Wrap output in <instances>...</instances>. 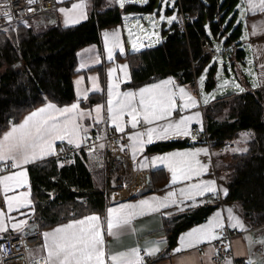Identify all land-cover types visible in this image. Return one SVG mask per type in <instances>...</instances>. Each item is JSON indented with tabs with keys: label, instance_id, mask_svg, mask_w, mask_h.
Returning <instances> with one entry per match:
<instances>
[{
	"label": "trees",
	"instance_id": "1",
	"mask_svg": "<svg viewBox=\"0 0 264 264\" xmlns=\"http://www.w3.org/2000/svg\"><path fill=\"white\" fill-rule=\"evenodd\" d=\"M94 2L89 17L76 25L36 26L29 19L27 25L20 23L9 27L7 32L0 29V135L26 113L48 101L63 106L78 99L74 78L80 72L77 68L79 50L99 42L101 30L122 24L125 15L152 12L157 0L126 3L124 8L116 0L103 6L100 0ZM238 3L239 0H177L178 19L163 28L164 38L160 43L125 56L118 55L128 60L131 69V80L123 87L135 88L172 76L178 83L196 90L197 74L208 66L205 87L210 92L216 84L218 63H211L213 56L203 54L201 37L207 36L212 42L213 37L221 40L223 35L227 36L222 54L223 51L228 53L237 81L248 82L244 71L246 51L239 40L241 23L231 32L227 31L238 11ZM231 10L235 14L225 25L226 15ZM182 12L191 17L187 21V32L179 26ZM225 69L228 72L227 65ZM98 70L104 81L105 67L101 65ZM247 86L250 85L247 83ZM104 100L105 93L94 92L81 102L84 106H93ZM204 116L211 147L222 148L226 142H232L244 144L247 149L229 154L224 165L229 191L223 200L237 201L247 220L254 225L264 224V101L261 92L256 89L218 99L205 108ZM242 133H249L244 143ZM188 144L187 139L158 142L149 145L147 152ZM58 150L60 153L71 151L29 166L35 208L31 223L39 230L93 212L104 215L112 192L95 182L86 163L85 149L60 144ZM215 207L206 203L167 218L164 230L169 247L176 243L183 230L206 219Z\"/></svg>",
	"mask_w": 264,
	"mask_h": 264
},
{
	"label": "snow or ice",
	"instance_id": "2",
	"mask_svg": "<svg viewBox=\"0 0 264 264\" xmlns=\"http://www.w3.org/2000/svg\"><path fill=\"white\" fill-rule=\"evenodd\" d=\"M35 0H27L29 5H32ZM146 0H116L121 8H124L126 3H145ZM244 5L243 7L241 5ZM175 0H162V12L166 6H174ZM240 13V20L245 23V34L242 39H247V21L245 17L248 13H264V0H241V3L236 5ZM35 9L29 7L27 11L32 12ZM59 12L65 16V23H76L80 19L86 18L84 5L81 3H73L70 8L61 7ZM6 20L11 23L13 16L10 12L3 13ZM131 15V14H129ZM156 13H152L149 17L153 27L156 26ZM127 19V17H125ZM175 13L171 16L159 15V20H166L169 24L177 20ZM25 25L27 20L21 21ZM54 22V21H53ZM207 28V25H205ZM3 31L7 32L5 27ZM264 34V21L252 24V34ZM132 33L129 32L131 37ZM158 35V34H156ZM211 36V32L209 31ZM105 45L108 48V58L112 59L114 48H119L121 53L125 49L120 41L118 30H113L111 33H104ZM143 45H141L142 47ZM251 48V45H249ZM133 52L136 49V43L132 44ZM219 51V47L216 49ZM215 59V58H214ZM222 63V61H221ZM251 63V61H249ZM86 65L81 63L80 67ZM123 70V75L127 79H131L128 72V64L120 65ZM109 82L107 85L108 100L107 113L112 124L115 125V130L124 132L125 116L129 118L127 121L132 128H137L141 121L149 125L143 131L129 133V144H122L121 150L125 147H130L133 160L136 159L138 151H143L144 145L155 140H166L171 136H191L193 140L196 135L191 131L190 123L193 116L200 117V112H195L190 116H180L178 119L173 118V111L178 107L176 97L179 96L183 100V104L179 107L181 110L190 107H196L198 101L195 96L191 95L184 87L175 85L173 78L170 76L166 80H161L155 84H148L135 91L129 89L125 92L119 91L120 78L111 79V74L115 69H109ZM207 72V68L204 69ZM84 77H79L76 81L80 84ZM93 88L99 90V85L96 83V77H91ZM204 76L201 75V84ZM224 84L229 81L224 80ZM253 86H256L255 83ZM237 88L240 86L237 84ZM243 91L242 88H240ZM211 94L203 95V102L208 103ZM77 97L74 102L57 106L55 103L48 101L41 107L29 112L24 119L18 124H12L11 128L0 136V162H10L12 168H19L17 172H9L7 175L0 176V188L4 193H8L14 188L22 187L28 184L27 169L22 165H27L38 159H43L50 155L56 154V141H67L68 144L79 148L80 144L87 139V128L80 121L86 116H92V111L81 107L79 97L87 99V90L80 92L77 90ZM138 97V99H137ZM215 99L214 96H211ZM115 100V102H114ZM102 105H95V120L104 119L101 115ZM156 121H164L163 124H155ZM203 125L201 124V130ZM243 138H247L249 133H242ZM146 137V138H145ZM99 138V137H98ZM100 147H104L103 144ZM234 152H246V148L232 149ZM92 152V148H89ZM209 155L208 148L185 149L183 151L166 152L161 155L151 157L153 164L161 163L168 167L171 171L172 183L182 181H193L181 187L178 191L172 189L163 197L152 196L136 202L117 204L115 207L107 208L106 217L103 218L99 213L93 212L90 215H85L80 219H72L68 223L59 224L50 231L43 232V249L46 255L40 258V264H144V256L141 254L139 247L132 248L126 251H115L109 253L105 246V223L107 233L109 235H117L118 231L126 228L130 221L137 215L145 213H161L163 216H171V211H163L170 206H177L175 211H183L184 208L194 207L197 204L208 202L210 197L226 196L229 189L224 186H217L215 179L204 180L200 179L202 175L208 171V165L203 163L198 157L200 153ZM148 160V157L144 158ZM62 165L63 161H58ZM147 164L141 163L140 167H147ZM5 169L7 164L4 165ZM201 199H197V198ZM115 198V197H114ZM4 201L7 204V209L11 212L14 208L26 207L33 205V200L30 198V189L20 192L16 195H5ZM185 201H191V205ZM30 211H35V208H30ZM229 226L233 229L239 228L245 230L247 225L243 222L239 215L233 212V209L228 208ZM23 215V214H22ZM6 221H13L10 225L11 229L22 233L27 225L26 219L14 220L13 217L7 216L2 208H0V234L8 231L9 224ZM224 218L217 212L213 217H210L207 224L199 225L191 229L189 232L182 234L180 237L183 247H192L205 241L218 239L223 232L217 231L224 228ZM30 228H35V225H30ZM4 237L0 235V239ZM250 242L252 237H246ZM258 242L264 244V237H258ZM223 243V241H221ZM165 243L163 237L151 243L145 248L148 255H154L159 252V246ZM4 246L0 244V249ZM179 249H176L178 251ZM223 264H232V259L225 256ZM248 264H253L251 260Z\"/></svg>",
	"mask_w": 264,
	"mask_h": 264
},
{
	"label": "crops",
	"instance_id": "3",
	"mask_svg": "<svg viewBox=\"0 0 264 264\" xmlns=\"http://www.w3.org/2000/svg\"><path fill=\"white\" fill-rule=\"evenodd\" d=\"M94 1L95 0H82L83 5H84V11L86 13V18L80 19L76 23L66 24L64 14L59 12L58 9L61 7L70 8L73 3H81V0H57V7L51 16L33 18L32 22H34L36 26H46V25H52V24L53 25L61 24L64 26L76 25L86 20L89 17V14L95 3ZM112 1L113 0H100V6H103L104 4L105 5L110 4ZM239 3H241V0H239ZM241 6L243 7L244 5L242 4ZM238 13L239 11H237L236 15ZM245 19L247 21V25H248L247 32L249 33V35L247 39L242 40L241 37L246 31L245 23L242 22L241 23L242 32L239 37V40L241 41V44L244 46L245 51H246L244 71L246 72L248 76V82L243 84L237 81V84L240 87L237 91L234 89L235 90L234 92L241 93V92L257 89L261 92L263 101H264V34H260V33H257L255 35L252 34V24L258 23L259 21H264V13H259V12L248 13ZM122 24L103 28L100 32L99 42H95L87 46H84L78 52L77 68L80 72L74 78L76 93L78 89L80 90V92H84L85 90H87V98L89 97L91 93H94V92L105 93V100L103 102H98L99 104L103 106L101 115L104 117V119L102 120H99V121L95 120V105L97 103L94 104L93 106H84L81 102L82 108H87L92 111V116H86L80 121V123L86 126H89L87 128V133L90 130L94 131V133L100 136H107L113 133H120L115 130V125L111 123L109 119V114L107 113V100H108L107 85L109 82V71H108L109 69H113V68L115 69V72L111 74L112 80H116L117 77L120 78V86H119L120 92H125V91H128L129 89L135 91L141 87H144L145 85L155 84L161 80H166L168 77H170V76L164 77L157 81L143 84L135 88L123 87V84L126 82H129L131 79H127L124 77L123 70L120 68V65H123L125 63L128 64V72L130 74V77H131V69H130L128 60L126 58L119 57L118 55L125 56L128 52H132L133 49H131L132 46H130V42L127 41V38H129V36L127 37L125 27ZM113 30L119 31L120 41L125 51L124 53H121L119 51V48H114L112 52V59H109L108 58V48L105 45L104 33L105 32L111 33ZM249 45H251V48L249 47ZM216 55H218V53ZM222 55L226 57L228 53L226 51H223ZM249 61H251V63H249ZM81 63H84L86 66L84 68H81L80 67ZM101 65L105 67V71H104L105 80L104 81L101 80V75L98 70L99 66ZM79 77H84V79L83 81L80 82V84H77L76 81L78 80ZM91 77L97 78L96 83L99 85V90L93 88V81ZM173 81L175 85L184 87L188 92L191 93V95L195 96L198 101V105L196 107H190V108L181 110L179 106L183 104V100H181V98L177 96L175 99H176V103L178 107L173 111V118L178 119L180 116H190V115H193L195 112H200L199 118H196L195 116H193V119L190 123V128L193 125H198L201 127V124L204 127L205 108H201L200 106L204 105L207 107L208 105L213 104L216 100H218V98L216 97V100H212V101L209 98L208 103L203 102L202 86L200 88L198 86V77L196 81L197 88L199 90L198 93L188 84H183L180 82L178 83L174 78H173ZM247 83L250 85L249 87L247 86ZM254 83L256 86H253ZM228 88H230V86ZM240 88H242L243 91H241ZM79 98H82L80 99V101L86 100V99H83V97H79ZM42 105L38 107H41ZM56 105L61 106L58 104ZM28 113H26L20 121L14 124L20 123L24 119V117L28 115ZM128 120L129 118L125 116L126 123H125L124 131H126L128 134L132 132L143 131L146 127H149V125H146L143 123V121H141V124L137 128H132L131 124L127 122ZM163 123L164 121L155 122V124H163ZM11 126L7 128V130H9ZM3 133L0 136H2ZM128 134H127V141L125 142L124 145H128L130 142ZM178 139H187L189 141V144L185 146L170 148L164 151L151 152V153L147 152V147L153 143L165 142V141H170V140H178ZM246 139L242 137V143H244ZM83 143L80 144L79 148H75V149L80 150L83 146ZM60 144H65L66 146L75 147L74 145L68 144L66 140L56 141L55 146H56L57 151L55 155H50L43 159H38L27 165H22L23 168L27 169L28 184L23 185L22 187H19V188H14L8 193L3 192L4 196L5 195H16L20 192L28 191L30 189V198L32 199L29 166L31 164L46 160L50 158L51 156H57L59 154L58 149H59ZM233 144L234 146L231 148H226V147L213 148L210 146V144L206 140L194 141L190 138V136H171L170 138L166 140H155L154 139L151 143L145 144L143 151H138L135 160H133L132 158V152H131L130 147H125L123 150H120L124 155L131 157L132 161L134 162L132 166L129 165V163L124 158V156L113 157L110 154V152L107 150L106 145H104V147L102 148L99 147L98 149L92 150V152H89V150H86V163L88 167L90 168L94 176V179L96 177L99 180H101L102 184L100 186L105 187V189L107 188L111 189L112 192L122 189V187L124 186V183H126L125 181H127L126 180L127 177H130V175L132 176L131 179H133L134 177H137L138 175H143V176L148 175V174L150 175L149 187L153 188L152 190L145 191L140 194L128 193V191H125L126 193L125 192L122 193L119 190L120 192L119 191L118 192L120 195H115V193L117 192L116 191L114 192L113 195L112 194L109 195V201L106 206V210H107V208L115 207L117 204H123V203H129V202L134 203L136 201L150 198L152 196L163 197L168 191H171L172 189H176L178 191L185 184L195 182L197 178H193V181H182V182L172 183V180H171L172 174H171V171L168 169V167L161 163L153 164L151 162L152 156L161 155L166 152L183 151L185 149H194V148H208L209 155H206L205 153L202 152L199 154V157H198L203 163L208 165V171L205 172L202 175V177H200V179H204V180L215 179L217 186L222 185L228 188V182H227V177H226V173L224 170V165L229 160V157H230L229 154L230 152H232V149L246 148L244 144H239V145L236 143H233ZM145 157H148V160H145L144 159ZM4 163L5 162H0V170L4 168ZM141 163L147 164L148 166L140 167ZM19 170H20L19 168H13V170L10 172H17ZM94 171H96L100 176L94 175ZM8 173H5L3 175H7ZM144 180H146V176ZM223 197L224 195H221L219 197L208 198V202L206 203L215 204L216 207L212 210V212L208 215L206 219H204L203 221L197 222L193 224L192 226H190L189 228L183 230L179 234L177 241L173 246L169 247L168 239L166 237V233L164 230V222L166 221V219L174 215H177L179 213L193 209L199 205L206 204V203L197 204L194 207H187V208H184L183 211H179V212L175 211V208L177 207L175 205L170 206L168 209L161 210V212L171 211L173 213L171 216H163L161 215V213H145L144 215H137L130 221V223L126 226L125 229L118 231L117 235L115 236L109 235L107 233L106 223H105L104 239H105L106 249L109 253H111L115 251H126L132 248L139 247L141 249V254L144 256V264H217L213 259L214 250H213L212 244L214 240L205 241L203 243L194 245L192 247H183L181 245L180 237L182 234L189 232L191 229L196 228L199 225L207 224L209 218L213 217L217 212H220V214L223 216L224 225L226 224L229 225L227 210L228 208L231 207L233 209V212L236 215H239L241 219L243 220V222L245 223V225H247V228L245 230H241L237 228L239 230V233L235 235V237L233 238L232 252H231V255L229 256L232 259V264H244V263H248L249 260H251L253 264H264V244L259 243L257 239L258 237H264V224H261V225L252 224L243 215L241 206L237 201H224ZM197 199L199 200L201 198L198 197ZM185 203L191 205V201H185ZM32 207H34V202H33V205L26 206V207H20L19 209L14 208L11 212H9L7 209V204L4 201V206L2 207V209L7 214V216L13 217L14 220H21V219L27 220L28 223L27 225H25V230L22 232L24 233V232L29 231L30 229L29 226L32 225L31 218L34 214L33 211H30V208ZM99 214L103 220V218L106 217L107 212L105 211L104 215H102L101 213ZM87 215H90V214H87ZM81 217H78L75 219H80ZM69 221H65L62 223L66 224ZM6 222L9 224V229L7 232L0 234L4 237L3 239H0V243L11 235L20 234L19 232H16L11 229L10 225L13 221H6ZM62 223H59V224H62ZM59 224H55L53 226L44 228L42 232L50 231L51 229L57 227ZM248 236H251L253 238L251 242L246 238ZM161 237L164 238L165 243L159 246L160 248L159 252L155 253L154 255H148L144 251L145 248L149 247L152 242L160 239ZM176 249H179V250L176 251ZM32 251L39 253V255H43V256L46 255V251L43 249V244L40 247L31 249V252ZM146 260H149V263H146ZM220 264H223V263H220Z\"/></svg>",
	"mask_w": 264,
	"mask_h": 264
},
{
	"label": "built area",
	"instance_id": "4",
	"mask_svg": "<svg viewBox=\"0 0 264 264\" xmlns=\"http://www.w3.org/2000/svg\"><path fill=\"white\" fill-rule=\"evenodd\" d=\"M149 0H146L148 2ZM29 7L35 9L32 12L27 11ZM57 7V0H35L32 5L27 3V0H0V29L5 27L9 28L12 26H17L22 23L23 20H29L37 17H46L51 16L54 10ZM10 12L13 16V20L9 23L3 13ZM152 13H146L147 18L149 19ZM191 17L187 16L184 12L180 15L179 26L183 32H187V21ZM134 19H130L129 24ZM159 21V18H156V22ZM138 24V21H134ZM147 27V25H145ZM202 52L205 55L214 56L218 52L213 46L211 40L207 36L201 37ZM194 71H196V63L194 60L191 61ZM197 81V79H196ZM196 92L199 90L196 88ZM201 108H206V106L201 105ZM191 131L196 135L194 141H198L199 138L205 139L210 144V137L207 132L206 125L201 130V127L198 125H193ZM127 132L113 133L107 136H100L94 131L90 130L87 133V139L84 142L83 147L85 149L92 148V150L100 147L101 144L106 145L107 150L113 157L124 156L130 166L133 165L131 157L124 155L121 150V145L125 144L127 141ZM99 137V138H98ZM191 138V136H190ZM192 139V138H191ZM193 140V139H192ZM234 144L232 142H226L225 147L231 148ZM64 151L62 154L67 153ZM5 167L0 170V176L5 173H8L13 170L10 162H5ZM146 175H138L134 177L130 183H124L123 188L120 190L122 193L128 190L130 186L131 193L140 194L145 191H150L153 188H150L149 185L145 186ZM135 187V188H134ZM119 191V192H120ZM114 193V192H113ZM126 193V192H125ZM4 206V193L2 188H0V208ZM223 234L216 240L213 241V259L217 264L223 263L225 256L229 257L232 252L233 238L239 233V230L231 228L228 224L224 226L222 230ZM223 241V243L221 242ZM0 244L4 246L3 249H0V264H40V258L43 255L32 256L31 249L40 247L43 244V232L39 229L20 233L17 235H11L8 238L4 239ZM146 263H149V260H146ZM248 264V263H244Z\"/></svg>",
	"mask_w": 264,
	"mask_h": 264
},
{
	"label": "rangeland",
	"instance_id": "5",
	"mask_svg": "<svg viewBox=\"0 0 264 264\" xmlns=\"http://www.w3.org/2000/svg\"><path fill=\"white\" fill-rule=\"evenodd\" d=\"M175 0V5L174 6H166L164 7V10L161 12V4H162V0H157L156 3V7L155 9L150 12V13H156V18H159V15H164V16H171L173 15V13H175L178 16V12H177V4H176ZM171 8L173 9L171 12H168L167 9ZM235 14L234 10H231L227 15H226V20H225V25H227L230 20L233 18ZM130 16V17H129ZM125 17H129L128 20L126 18H124V22H123V26L125 27V31H126V35L127 37L129 36V32L132 33L131 37L129 36V38H127V41L130 42V46H132L133 42L136 43V48L138 49H142L145 47H152L157 45L158 43H160L162 41V39L164 38V34H163V28L166 29L169 27V23L164 20V21H157L156 22V26L153 27L151 20L147 18L146 13H139V14H127L125 15ZM130 18H133L134 20L129 24V20ZM240 14L238 13L231 25L229 26V28L227 29L228 33L231 32L233 30V28L238 25L239 23H237L238 20H240ZM134 21H138V24H136ZM243 22V21H242ZM241 22V23H242ZM145 25H147V27H145ZM12 27H16V26H12ZM227 33V34H228ZM158 34V35H156ZM245 34V32H244ZM243 34V36H244ZM227 35H223V38L220 40L218 37H213L212 38V44L213 46L217 49V47H219V51H218V55H214L213 57H211V63L217 62L218 63V69L217 72L215 73V80H216V84L215 87L212 90H209L210 93H208V90H206L205 87V83H206V79L208 77L207 72L204 71L205 68H207L208 71V66H204V68L202 69V71H200L197 75H198V86L199 88L202 86V95L204 94H211L209 96L210 100H216V97L220 94H223L229 90H233V91H237L239 88L236 87L237 85V76L234 73L232 64L230 59L226 56L223 57L222 55V48H224V40L226 38ZM243 40V39H242ZM221 43V44H220ZM141 45H143L141 47ZM132 49V47H131ZM137 49V50H138ZM229 49V47L227 46V50ZM133 51V50H132ZM215 58V59H214ZM222 61V63H221ZM228 66V72L225 69L226 65ZM201 75L204 76V80L201 84L200 81V77ZM227 80L229 81L228 84H224L223 81ZM230 86V88H228ZM235 86V87H233ZM235 89V90H234ZM211 96H214L215 99H212ZM94 175H98L100 176L96 171H94ZM131 175L130 177H127V181H125L127 184L131 182ZM130 178V179H129ZM95 182L97 183V185H101V180H99L98 178L95 177ZM125 183V184H126ZM123 188V187H122ZM135 188V187H134ZM120 190V189H119ZM128 193H131L130 191V186H128ZM118 191V190H116ZM32 256H37L39 255V253H36L35 251L31 252Z\"/></svg>",
	"mask_w": 264,
	"mask_h": 264
},
{
	"label": "water",
	"instance_id": "6",
	"mask_svg": "<svg viewBox=\"0 0 264 264\" xmlns=\"http://www.w3.org/2000/svg\"><path fill=\"white\" fill-rule=\"evenodd\" d=\"M235 94V92L233 90H229L223 94H220L217 96L218 99H224V98H228L230 96H233ZM149 178H150V175H146V180H145V186H148L149 185ZM36 227L35 228H30L29 231H33L37 228V225H35Z\"/></svg>",
	"mask_w": 264,
	"mask_h": 264
},
{
	"label": "bare ground",
	"instance_id": "7",
	"mask_svg": "<svg viewBox=\"0 0 264 264\" xmlns=\"http://www.w3.org/2000/svg\"><path fill=\"white\" fill-rule=\"evenodd\" d=\"M208 132V131H207ZM115 195H120L119 192H116ZM118 197V196H117Z\"/></svg>",
	"mask_w": 264,
	"mask_h": 264
}]
</instances>
